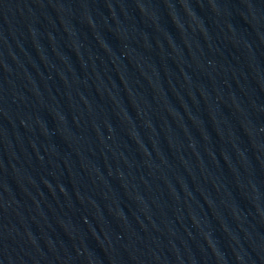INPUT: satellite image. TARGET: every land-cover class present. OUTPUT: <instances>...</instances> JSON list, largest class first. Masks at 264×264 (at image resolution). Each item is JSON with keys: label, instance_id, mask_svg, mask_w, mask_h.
<instances>
[{"label": "water", "instance_id": "water-1", "mask_svg": "<svg viewBox=\"0 0 264 264\" xmlns=\"http://www.w3.org/2000/svg\"><path fill=\"white\" fill-rule=\"evenodd\" d=\"M0 264H264V0H0Z\"/></svg>", "mask_w": 264, "mask_h": 264}]
</instances>
